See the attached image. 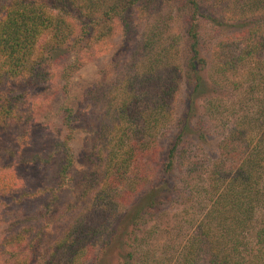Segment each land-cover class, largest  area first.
I'll list each match as a JSON object with an SVG mask.
<instances>
[{"label":"trees","instance_id":"obj_1","mask_svg":"<svg viewBox=\"0 0 264 264\" xmlns=\"http://www.w3.org/2000/svg\"><path fill=\"white\" fill-rule=\"evenodd\" d=\"M180 4L178 15L174 13L177 17L186 14L187 19H183L184 34L175 35L170 33L172 24L162 22L159 15L163 0H0V145L8 131L31 124L34 110L28 104L32 98L37 100L42 90L56 80L54 63L58 61L59 53L77 43V30L84 34L80 39L84 41L92 38L94 29L102 26L100 37L104 38L113 32L111 24L117 19H123L128 31L131 24L126 15L133 9L156 17L155 23L148 27L138 42L135 52L143 60L144 66L148 65V70L144 69L139 78L152 75L153 101L150 104L154 108L145 112L137 104L139 95L148 91L143 79L136 82L133 75H125L123 81L115 84L125 101L116 115L114 129L104 128L111 135L108 142H113L116 137L121 142L128 137L130 141L134 138L135 142H139L140 147L139 150H122L124 146L120 144L109 146L106 171L94 191L95 201L104 217L98 224L82 226L83 223H78L66 228L65 235L46 248L43 258L40 245L43 229L40 226L36 228V218L28 219L27 226L7 236L1 244V250L9 254V261L14 257V264H87L103 240L106 226L116 227V239L108 245L111 251H119L127 245L134 230L146 226L150 221L149 216L157 224L151 233L159 232L163 218L160 212L170 203L175 188L165 182L143 192L140 205L131 209H127V206L132 194L143 186L142 158L150 155V150L145 147L154 140L152 133H159L167 120V115L160 112L179 90L178 83L183 77L184 68L189 78V108L182 122L183 127L167 151L163 163L166 175L172 174L177 166L176 161L186 156V148L195 131L192 121L196 116L193 112L196 114L200 99L214 91L210 83L219 86L227 79L229 82L226 85L231 84L229 73L239 69L238 66L252 64L259 73L249 76L251 82L243 91V101L246 104L253 100L257 102L255 115L260 116L258 138H248V133L243 132V127L254 125L245 119L243 123L225 131L220 142V155L215 154L209 160L210 152V155L206 153L207 158H198L197 161L208 160L211 163V170L206 172L198 190L207 200L202 221L198 225L199 232L192 237L193 240L183 245L177 261L171 262L156 255L153 257V264H200L203 259H206V264H247L249 259L246 253L251 244L249 241L246 243V237L257 219V204L264 201V0H181ZM212 4V7L208 6ZM170 21L175 25L176 17ZM204 22L223 34V38L214 45V49L221 53H217L211 67L212 77H206L203 73L209 64L204 55L206 46L202 43ZM181 47L184 48L181 50ZM165 64L164 68L168 69L173 65V77L164 78L159 71ZM76 67L67 68L68 76L71 69ZM231 85L236 91L241 89L239 83L233 82ZM240 91L242 93V89ZM212 99L208 101L211 118L218 116L222 108L221 102L215 104L218 97ZM72 119V112L67 109L64 126L70 132ZM199 137L205 141L207 139L204 134ZM146 138L149 141H145ZM195 139L198 140L197 137ZM28 140H31L30 136ZM68 142L69 139H65L57 144L63 164L52 188L31 191L26 180L16 173L2 174L0 204L16 202L30 205L39 217L42 216L43 228L44 223L52 218V202L67 185L75 163ZM40 158V155H36L28 163L33 165L40 161L41 164L44 160ZM190 167L200 168L195 163ZM93 185L89 182L87 187L91 193ZM46 196L49 202L44 203L41 200ZM65 210H62L64 214ZM255 235L257 242L263 244L264 227ZM104 254L108 253L105 251ZM261 256L255 254L251 262ZM107 258L100 259V264H108ZM133 258L134 255L130 254L125 264H130ZM149 262V256L140 259V264Z\"/></svg>","mask_w":264,"mask_h":264},{"label":"rangeland","instance_id":"obj_2","mask_svg":"<svg viewBox=\"0 0 264 264\" xmlns=\"http://www.w3.org/2000/svg\"><path fill=\"white\" fill-rule=\"evenodd\" d=\"M210 1L214 2V0ZM180 3L181 0H163V6L159 13L162 16V22L172 24L170 33L175 35L184 34L182 31L183 19H187L186 14H181L180 17L176 16L179 13L177 8L181 7ZM208 6L212 7L213 4ZM126 17L131 24L128 31L125 29L123 19H117L111 24L114 28L113 32L104 38L100 37L102 26L99 29H94V36L84 39V41L80 40L84 34L77 30L75 37L78 38L77 43L72 48L64 49V52L59 53L58 61L54 63L53 70H56V80L42 90L37 100L32 98L28 104L34 110L31 124L10 130L3 137L2 145H0V175L16 173L18 177L26 180L31 191L52 188L57 182V173L63 164L61 151L57 150V144L62 143L65 139H69L68 144L74 154L75 163L70 171L67 185L57 193L54 200L53 197L50 199V202L53 200V215L48 222L44 223L43 228L42 216L39 217L36 210L30 205L26 206L16 202H9L8 205L0 204V264L15 263L14 257L9 261V254L1 250V244L7 236L27 226L28 219L36 218L34 219L36 228L40 226L41 230L43 229L40 240L43 250L42 258L46 248L54 244L63 234L65 235L66 228L78 223H83L82 226L90 223L98 224L104 217V213H100L101 210L95 201L94 191L98 188L100 179L104 177L109 146L120 144L124 146L122 150H139V142H135L134 138L130 141L128 137H124L120 142V138L116 137L113 142L109 143L111 135L108 134L109 130L104 129H114L116 115L122 102L125 101L123 93L115 87L116 82L123 81L125 75H133L136 82H140L142 79L145 81L148 91L139 95L137 104L145 112L154 108L150 104L153 101L152 75L141 77L144 69L148 70V65L144 66L143 60L135 52L138 42L148 27L155 23L156 17L143 14L140 9H133ZM173 17H176L175 25H173V21H170ZM202 28L204 30L202 43L206 46L204 55L209 62L206 67L207 71L203 73L206 77H212L213 69L211 67L215 63L217 53H221L214 49V45L216 46L218 40L223 38V34L205 22ZM89 30L92 31V29ZM182 48L184 47H181V50ZM180 59L183 60V57ZM72 66L77 67L71 69L68 76L69 69L67 68ZM165 66L166 64L159 70L164 74L163 77H173V65L169 69L164 68ZM238 68L229 73L228 78L232 83L241 84L242 93H240L241 89L236 91V88L231 85L232 83L226 85L229 82L227 79H224L222 85L219 86L210 83L214 91L207 93L206 98L202 97L197 103L196 114L193 112V115L196 116L192 121L195 131L188 143L187 150L185 149L186 156L176 161L177 166L172 174L166 175L163 163L167 151L183 127L182 122L189 108L190 86L184 68L183 77L178 83L179 90L160 112L167 115V120L159 129V133L156 135V131L152 133L154 140L145 139V141L151 142L145 147L150 150V155L142 158L144 166L141 167V172L145 179L143 186L138 188L139 191L132 194L130 204L127 206V209L128 207L131 209L140 205L143 200V192L145 193L155 186L159 187L165 182L169 184V187L175 188L170 203L160 212L163 215L160 231L151 233L154 230L153 227L157 228V224L149 219L151 217L149 216L148 221H150L146 226L134 230V234L128 238L127 245L119 251H111L112 249L108 248V245L116 239V227L115 225L106 226L103 230V240L87 264H100V259L106 256L108 264H125L129 261L130 254L134 255L130 264H140V259L143 256H149V264H153L155 255L157 258L164 257L171 262L179 259L183 245H186L187 241L193 240L192 237L199 232L198 225L202 221V214L207 207L206 198L198 190L202 180L205 179L206 172L211 170V163L208 160L207 162L197 161L198 158L206 157V153L210 155V152L212 153L209 160L215 154L220 155V142L225 131L243 123L245 119L253 122L254 125L243 127V132L248 133V138H258L260 127L257 126V123L260 121V116L255 115L258 105L253 99L254 102L246 104V101H243L245 98L243 91L251 82L249 76L257 75L259 72L252 64L247 67L238 66ZM139 74H141L140 78ZM217 97L219 99L215 104L221 102L222 108L218 116L211 118L208 113V101ZM212 101H216V99H212ZM67 109L72 112V132L64 126ZM102 129H104L103 132ZM239 131L241 132V130ZM262 132H264V127ZM202 134L206 136V141L199 137ZM29 136L31 137L30 141L28 140ZM196 137L198 140L195 139ZM36 155H40L42 157L40 159L44 161L41 164L40 161L33 165L28 163ZM194 158L195 160H193ZM193 163L200 168L190 169ZM89 182L94 184L91 189L92 193L87 189ZM262 194L264 195V191ZM41 201L49 202L48 196ZM257 207H259L256 211L257 219L251 225L252 230L246 237V243L249 241L248 243L251 244L246 253V257L249 259L247 264H264V243H258L255 235V232L264 227V201L258 203ZM62 210H65L66 214ZM38 229L40 228L38 227ZM105 251L108 253L107 255L104 254ZM255 254L262 256L251 262L255 259L253 257ZM205 260L203 259L200 264H206Z\"/></svg>","mask_w":264,"mask_h":264}]
</instances>
